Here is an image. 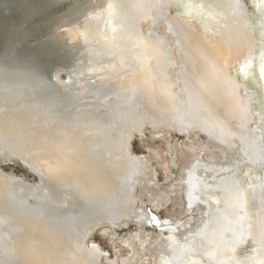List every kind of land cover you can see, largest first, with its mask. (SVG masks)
<instances>
[{
	"label": "bare ground",
	"instance_id": "obj_1",
	"mask_svg": "<svg viewBox=\"0 0 264 264\" xmlns=\"http://www.w3.org/2000/svg\"><path fill=\"white\" fill-rule=\"evenodd\" d=\"M253 3L264 17V0ZM169 6L168 0H96L66 33L70 41L94 43L93 61L111 60L94 90L98 111L80 121L58 120L32 100H18L15 86L0 78V158L18 159L37 173L47 204L27 209L16 181L0 173V264H101L87 237L102 223L115 227L129 219L133 190L146 183L147 170L129 141L147 125L201 132L232 154L226 162L196 160L182 169L185 213L197 210L202 220L164 222L162 231L183 233L158 247L167 263L264 264V141L259 126H249L250 104L229 73L255 50V35L239 0H194V17L187 18L170 16ZM159 22L176 55L166 35L153 29ZM10 28L0 19L6 45ZM259 74L264 87V67ZM244 165L255 174L249 186L238 175ZM64 194L70 203H62ZM248 244L251 254L240 256Z\"/></svg>",
	"mask_w": 264,
	"mask_h": 264
},
{
	"label": "rangeland",
	"instance_id": "obj_2",
	"mask_svg": "<svg viewBox=\"0 0 264 264\" xmlns=\"http://www.w3.org/2000/svg\"><path fill=\"white\" fill-rule=\"evenodd\" d=\"M95 1L0 0V19L7 20L11 26L9 44L0 42V47L3 46L0 48V78L7 87L15 86V98L32 100L37 110L62 121L77 122L96 114L99 100L94 90L104 83L102 79L111 64L110 57L95 62L90 53L93 42L84 45L66 38L69 30L87 18ZM168 1L170 16H192L189 11H193L194 0ZM239 1L246 12L244 24L254 33L256 44L251 55L245 54L238 59L229 73L241 83V94L250 104V114L254 118L249 126H259L264 141V87L259 74L264 67V17L255 7L254 0ZM161 24L152 27L158 35H166L173 55H176L173 42ZM141 29L147 33L151 26L146 23ZM22 43L26 46L21 48ZM245 59L249 64L243 67ZM69 76L72 84L68 85ZM105 99L110 102L112 96L106 95ZM129 151L147 163L146 183L136 185L133 190L137 201L128 210L129 219L120 220L115 227L102 223L87 237L88 245L99 250L101 264H168L158 247L180 239L183 233L174 235L162 231L161 228L166 226L164 222H183L191 218V225L196 226L202 220L197 210L191 215L185 213L186 201L179 184L184 178L182 169L196 160L226 162L232 154L201 132L180 134L164 125H147L140 133H133ZM260 172L264 177V169ZM0 173L15 180L22 189L27 209L46 208L37 173L7 156L0 158ZM238 175L244 178L247 186L255 180V174L246 165L240 168ZM61 200L70 203L71 197L64 194ZM139 217H142L141 221H138ZM251 252L249 244L238 249L240 256Z\"/></svg>",
	"mask_w": 264,
	"mask_h": 264
},
{
	"label": "water",
	"instance_id": "obj_3",
	"mask_svg": "<svg viewBox=\"0 0 264 264\" xmlns=\"http://www.w3.org/2000/svg\"><path fill=\"white\" fill-rule=\"evenodd\" d=\"M206 136V135H205ZM15 159V158H14ZM15 160H17V161H19L20 163H22L20 160H18V159H15ZM23 164V163H22ZM24 165V164H23Z\"/></svg>",
	"mask_w": 264,
	"mask_h": 264
}]
</instances>
